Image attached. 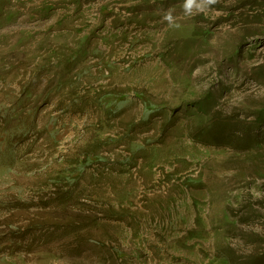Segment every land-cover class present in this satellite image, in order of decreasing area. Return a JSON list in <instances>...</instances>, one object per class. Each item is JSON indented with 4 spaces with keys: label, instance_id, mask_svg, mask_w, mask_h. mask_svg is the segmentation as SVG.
I'll return each mask as SVG.
<instances>
[{
    "label": "rangeland",
    "instance_id": "obj_1",
    "mask_svg": "<svg viewBox=\"0 0 264 264\" xmlns=\"http://www.w3.org/2000/svg\"><path fill=\"white\" fill-rule=\"evenodd\" d=\"M264 0H0V264H264Z\"/></svg>",
    "mask_w": 264,
    "mask_h": 264
},
{
    "label": "trees",
    "instance_id": "obj_2",
    "mask_svg": "<svg viewBox=\"0 0 264 264\" xmlns=\"http://www.w3.org/2000/svg\"><path fill=\"white\" fill-rule=\"evenodd\" d=\"M258 122H261V123H263V122H264V113H261V120H260V121H258Z\"/></svg>",
    "mask_w": 264,
    "mask_h": 264
}]
</instances>
